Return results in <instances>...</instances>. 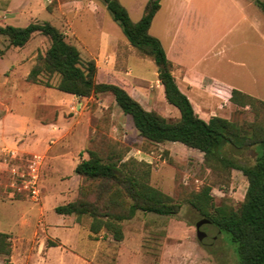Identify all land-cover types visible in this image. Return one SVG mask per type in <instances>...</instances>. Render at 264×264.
<instances>
[{
	"label": "rangeland",
	"instance_id": "374dc122",
	"mask_svg": "<svg viewBox=\"0 0 264 264\" xmlns=\"http://www.w3.org/2000/svg\"><path fill=\"white\" fill-rule=\"evenodd\" d=\"M120 1L134 22L148 2ZM256 2L162 0L153 20L150 34L161 40L168 58L178 61L183 52L185 66L197 70L190 73L174 64L173 74L185 81L189 91L179 85L206 119L254 121L249 107L230 102L232 89L264 101V13ZM43 21L63 31L84 59L96 62L101 80L129 82L146 110L172 120L180 117L165 98L156 64L131 46L98 0H0V26ZM49 45L46 37L35 34L25 47L14 48L0 35V117L12 111L30 120L28 125H10L14 137L0 146V152L18 153L15 159L0 160V232L9 235L12 246L9 257L0 255V264H239L230 236L213 224L202 225L204 237L199 239L196 226L205 217L188 199L208 184L216 206L238 209L248 187L242 173L213 171L203 153L180 143L145 140L110 94L67 108L74 95L30 84L27 76ZM111 146L137 169H150L151 185L181 204L177 215L140 211L124 221L122 242L105 231L94 240L89 218L78 222L55 210L77 198L81 179L75 167L88 157L86 151L96 149L106 156ZM222 152L242 164H252L255 157L252 149L225 146ZM13 168L26 178L38 175V200L19 190L23 179L16 177L12 187Z\"/></svg>",
	"mask_w": 264,
	"mask_h": 264
},
{
	"label": "trees",
	"instance_id": "16d2710c",
	"mask_svg": "<svg viewBox=\"0 0 264 264\" xmlns=\"http://www.w3.org/2000/svg\"><path fill=\"white\" fill-rule=\"evenodd\" d=\"M121 28L128 42L143 57L158 67V77L167 102L176 107L180 117L168 119L156 111H148L137 101L129 82H105L94 60L82 57L77 46L70 43L63 31L49 21L33 22L24 27L0 26V35L14 48H23L35 34L46 37L50 45L37 56L27 76L32 85L52 88L74 95L80 100L99 94H110L121 111L132 118L139 135L155 143H180L204 154L211 169L218 173L239 171L248 187L240 207L216 206L212 186L205 184L189 196V203L222 233H227L235 247L239 264H264V101L241 90L232 89L230 102L238 108H250L254 121L237 123L219 116L202 117L190 96L179 86L173 74L174 63L159 38L150 34L162 0H148L139 21L134 22L120 0H98ZM264 13V2L256 0ZM52 7L48 6L51 11ZM225 146L237 150L252 149V164H242L226 156ZM75 173L81 179L75 200L57 206L56 212L75 216L78 222L89 218L94 240L105 231L117 242L124 240L122 223L132 220L138 212L173 216L181 204L150 183V169H137L134 162L124 161L125 153L111 146L106 156L96 149L86 151ZM10 237L0 232V255L12 252ZM6 264V263H3Z\"/></svg>",
	"mask_w": 264,
	"mask_h": 264
},
{
	"label": "crops",
	"instance_id": "0c3cea01",
	"mask_svg": "<svg viewBox=\"0 0 264 264\" xmlns=\"http://www.w3.org/2000/svg\"><path fill=\"white\" fill-rule=\"evenodd\" d=\"M162 8V7H161ZM161 10V9H160ZM167 55H168V53H167ZM180 56L182 57V58H179V60L178 61H172L174 64H175V66L176 65H180V66H185V62L184 61H182V59L184 58L183 57V52L180 54ZM185 68H187L186 66H185ZM187 69H189V71H190V73H194V74H197V70H195V69H193V68H187ZM199 73V72H198ZM185 77H186V79H189L190 80V77H189V74H186L185 75ZM177 81H178V79H177ZM179 82L181 83V85L183 86V88H185L186 90H188L187 89V87L185 86V84L186 83H184L185 81L183 80V83H182V81H178V84H179ZM180 86V85H179ZM181 87V86H180ZM182 88V87H181ZM182 88V89H183ZM184 90V89H183ZM186 90H184L185 92H186ZM193 90V89H192ZM189 91V90H188ZM187 93V92H186ZM188 94V93H187ZM189 95V94H188ZM79 98L78 97H76L75 96V99L74 100H72L71 102H70V104H66L67 105V108H73V105H74V103L76 102V101H78L79 102ZM79 107H80V105L79 104H77V106H76V108L77 109H79ZM29 121L30 120H28V119H25V118H20L18 115H16L14 112H12V111H9V112H7L6 114H4L2 117H0V146L1 145H3V144H5L6 142H9L10 140H12L13 139V135L14 134H12L8 129L10 128V125H13L14 126V124L16 125L17 123L16 122H18V124H24V125H28L29 124ZM53 126H56V124H53ZM25 127H27V126H25ZM24 127V128H25ZM77 165V164H76ZM76 168V167H75ZM78 176V175H77ZM79 177V176H78Z\"/></svg>",
	"mask_w": 264,
	"mask_h": 264
},
{
	"label": "built area",
	"instance_id": "2783aa9c",
	"mask_svg": "<svg viewBox=\"0 0 264 264\" xmlns=\"http://www.w3.org/2000/svg\"><path fill=\"white\" fill-rule=\"evenodd\" d=\"M18 153L15 150L12 149H4L3 151L0 152V160L3 159H7V158H11V159H15L17 158ZM37 159H39L38 157H36ZM12 177H13V183H12V187H15V179L16 177L23 179V186L19 187V190L22 191H27L28 193H30L32 195V197L35 200H38L40 198L41 195V189L39 186V177L37 174L33 173V174H29L28 178H26V175L23 173H20L16 168L12 169ZM0 178H1V174H0Z\"/></svg>",
	"mask_w": 264,
	"mask_h": 264
},
{
	"label": "water",
	"instance_id": "95a60500",
	"mask_svg": "<svg viewBox=\"0 0 264 264\" xmlns=\"http://www.w3.org/2000/svg\"><path fill=\"white\" fill-rule=\"evenodd\" d=\"M209 223H210V220H208V219H203L202 221L197 223L196 227H197V231H198V237H199L200 240H202L203 237H204V234L200 230L202 225L209 224Z\"/></svg>",
	"mask_w": 264,
	"mask_h": 264
}]
</instances>
